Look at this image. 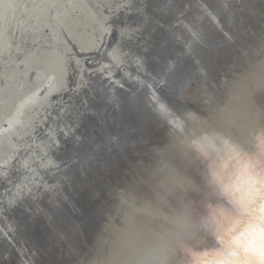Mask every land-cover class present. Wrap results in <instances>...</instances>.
<instances>
[{
	"label": "water",
	"instance_id": "95a60500",
	"mask_svg": "<svg viewBox=\"0 0 264 264\" xmlns=\"http://www.w3.org/2000/svg\"><path fill=\"white\" fill-rule=\"evenodd\" d=\"M11 1L18 13L0 14V36L9 37L7 55L0 50V122L6 135L17 142L25 138L30 147L19 149L11 160L2 161L7 151L0 156V264H96L109 255L104 238L96 239L122 190L149 198L144 206L155 205L144 183L148 175L158 176L163 157L170 179L162 183L169 200L181 209L191 201L174 190L171 180L180 172L189 177L186 164L173 165L167 160L170 153L157 152L169 145L162 109L170 117L197 110L205 87L202 69L218 81L235 57L232 47L247 57L264 54V0H120V7L110 11L109 34L89 49L80 47L65 26L75 5L42 9L35 0ZM72 14L71 23L78 11ZM182 20L198 39L184 32ZM115 47L128 60L129 47L134 49L147 73L143 83L129 80L123 64L115 65L117 88L103 77L107 68L102 72L97 66L109 62ZM218 89H204L210 102H221ZM245 97L237 93V100ZM26 156L38 169L35 190L26 185L15 194L13 186L28 169L19 165ZM46 156L54 165H40ZM139 225L136 220L134 227Z\"/></svg>",
	"mask_w": 264,
	"mask_h": 264
},
{
	"label": "bare ground",
	"instance_id": "6f19581e",
	"mask_svg": "<svg viewBox=\"0 0 264 264\" xmlns=\"http://www.w3.org/2000/svg\"><path fill=\"white\" fill-rule=\"evenodd\" d=\"M34 2L42 6V9H48L47 7L53 9L52 7L55 6L67 9L68 4L75 5L72 9H74L73 12L78 11V16L71 23L74 16L72 10L70 11L72 13L68 15L67 10L64 11L67 15L65 26L70 30L71 37L84 49L101 45V38L104 39V36L110 32L107 24L111 16L110 11L113 8L118 9L121 5L120 0H91L90 2L87 0H35ZM83 4L86 5L83 6ZM204 6L206 7V4ZM95 7L99 9L95 10ZM105 7L109 13L103 12ZM2 10H7L9 15L18 13L11 0H5L2 7L0 4V14ZM207 14L204 16L206 17ZM213 17L215 18L216 15L213 14ZM213 17L210 16L214 19ZM181 24L192 41L198 39L195 30L188 25V22L182 20ZM96 32L99 34L98 37L95 36ZM3 38L0 36V41ZM8 38L3 39L5 48L0 45V50L4 49L5 55L8 53L6 51ZM192 41L187 43V46L191 47L194 55ZM262 43L264 46V39L261 40ZM140 44L144 46L146 42L141 40ZM129 49L133 50H126L131 61L125 58V52L115 47L109 51V62H101L97 66V69L102 72L107 68L103 77L116 83L115 88L120 84V78L115 77V65L123 64L127 68L126 77L129 80L139 83L145 81L143 75L147 73L139 67L140 60L136 58L134 49L131 47ZM232 51L235 57L230 67L222 72L218 81H211L212 75L210 73L208 75L206 68L202 69L205 87L198 100L197 110L188 109L180 114L173 113L170 117L171 115H165L167 112L162 109L168 123L169 145L167 149H157V152L164 155L166 153V156L170 153L171 156L167 160L173 165L186 164L184 169L188 168L189 172L187 170L186 172L189 173V177L180 172L171 180L175 185L174 190L180 191V196L185 194L184 197L188 195L191 198L188 203L190 210H187L188 204L186 206L184 204L181 209L179 208L181 205L175 204V199L171 197L172 202L169 200V191L162 183L163 180L170 179L163 157L164 160L161 159L158 162V176L157 174L156 176L148 175L144 183L152 194L151 200L156 201L155 205L144 206L142 202L148 201L149 198L140 200L132 195L131 191L122 190V195L118 197L119 204L109 213L102 232L96 239L98 242L104 238L103 243L107 247L109 245L107 249L109 255L104 260L98 258L96 264H116L125 251L126 240L134 234H166L171 248L168 264H222L228 258L224 255L221 241L234 230L236 222L245 214H251L257 222L261 220V207L264 205V155L261 153V143L264 138V119H262L264 117V54H253L247 57L237 46L232 47ZM9 53L13 54L14 51ZM76 61L80 64L83 62L79 58H76ZM248 81L252 84L250 88L245 86ZM215 86L219 88V95L222 97L220 103L210 102L205 92L207 87ZM40 88L37 87L34 90L36 95ZM237 93H243L246 96L243 101L237 100ZM155 94L152 95L153 99L157 98ZM39 98L42 100L41 97ZM34 100L26 101L33 103ZM4 127L0 122V137H2L0 138V156L2 157L6 151L8 153L2 159L3 162L7 159L11 160L19 149L30 147L29 141L24 140L25 138L21 140L19 137L20 132L25 130L17 132L18 139L20 138L17 142L13 136L6 135ZM40 147L41 152L45 153L46 147L44 145ZM27 157L19 162V165L28 169L21 181L13 186L15 194L19 192L21 186L27 185V190L30 189L32 192L35 190L33 187L37 183L35 173L38 169L33 162H29ZM51 164L54 165L47 156L40 163L42 167ZM159 165H162L163 169L159 168ZM28 182H31L30 185ZM172 204L174 208H169ZM136 220L141 221V225L134 227ZM177 223L180 229L173 231L172 226ZM114 258H116L115 262Z\"/></svg>",
	"mask_w": 264,
	"mask_h": 264
},
{
	"label": "clouds",
	"instance_id": "9594fccd",
	"mask_svg": "<svg viewBox=\"0 0 264 264\" xmlns=\"http://www.w3.org/2000/svg\"><path fill=\"white\" fill-rule=\"evenodd\" d=\"M179 229L178 223L172 226L173 231ZM221 243L228 260L242 262L264 247V220L257 222L251 214H245ZM170 255L166 234H134L126 240L125 251L116 264H168Z\"/></svg>",
	"mask_w": 264,
	"mask_h": 264
},
{
	"label": "snow or ice",
	"instance_id": "6c2138e0",
	"mask_svg": "<svg viewBox=\"0 0 264 264\" xmlns=\"http://www.w3.org/2000/svg\"><path fill=\"white\" fill-rule=\"evenodd\" d=\"M264 119V117H262ZM261 153L264 155V138H262L261 143ZM261 220H264V205L261 207ZM222 264H264V247L259 251H253L251 255L246 256L242 262L240 261H224Z\"/></svg>",
	"mask_w": 264,
	"mask_h": 264
}]
</instances>
